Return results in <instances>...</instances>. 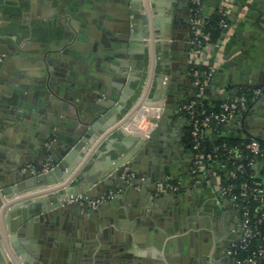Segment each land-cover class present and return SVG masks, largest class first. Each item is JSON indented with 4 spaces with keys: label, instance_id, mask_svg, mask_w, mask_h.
Here are the masks:
<instances>
[{
    "label": "crops",
    "instance_id": "0c3cea01",
    "mask_svg": "<svg viewBox=\"0 0 264 264\" xmlns=\"http://www.w3.org/2000/svg\"><path fill=\"white\" fill-rule=\"evenodd\" d=\"M128 6L129 0H0V186L15 181L19 168L46 163L44 141L53 126L67 136L71 125L92 118L114 94L129 69L121 36ZM217 9L225 11L228 26L217 44L200 49L202 66L215 68L205 96L211 104L244 84L264 85V0H205V14ZM184 13L176 36L188 38ZM173 62L170 111L138 155V184L127 189L120 175L95 185L86 196H118L89 214L67 204L72 208L58 219L52 237H42L52 264H235L227 250L240 232V214L220 185L195 180L182 109L195 96L187 50ZM257 90L262 98L242 126L225 125V133L264 135V86ZM214 132L206 137L214 139ZM263 167L259 163L257 171ZM169 179L177 180L179 190L160 188ZM259 216L264 220V207ZM2 256L0 251V264H6Z\"/></svg>",
    "mask_w": 264,
    "mask_h": 264
},
{
    "label": "water",
    "instance_id": "95a60500",
    "mask_svg": "<svg viewBox=\"0 0 264 264\" xmlns=\"http://www.w3.org/2000/svg\"><path fill=\"white\" fill-rule=\"evenodd\" d=\"M183 4L192 31L189 0H129L121 32L129 69L121 74L114 94L96 107L92 118L71 125L67 136L52 127L44 141L51 170L39 174L19 168L20 176L15 181L0 186V251L6 264H52L43 247L58 228V219L72 208L65 201L86 195L102 181L116 180L126 163L137 171L138 155L157 137L159 125L150 137L128 132L126 127L144 107L160 106L161 115L170 111L166 97L174 58L184 49L191 50V36H176L184 27L181 18L185 13L180 10ZM244 85L254 90L264 86ZM262 95L259 92L254 102ZM249 137L264 142V135L254 133ZM123 183L131 189L138 181ZM154 189L158 185L150 188ZM82 211L89 214V209ZM43 236L47 238L43 240Z\"/></svg>",
    "mask_w": 264,
    "mask_h": 264
},
{
    "label": "built area",
    "instance_id": "2783aa9c",
    "mask_svg": "<svg viewBox=\"0 0 264 264\" xmlns=\"http://www.w3.org/2000/svg\"><path fill=\"white\" fill-rule=\"evenodd\" d=\"M190 2L194 14L192 18V50L190 64L195 96L189 98L183 105L182 109L186 113L190 125V144L193 152V171L196 176L195 180L198 184L220 185L223 195L229 198L234 208L240 214L241 234L238 238L232 240L227 250L228 255L234 259L235 264H264V245H258L255 248H251L252 241L260 234L258 224H261L264 221L259 215L254 214L251 205L253 201H260L262 202V207H264V185L258 181L253 184L250 182L239 184L236 181L238 177L237 172L244 173L247 171L243 164H239L236 167V170L226 169V174L230 178V181L224 184L222 175L218 173V168H221L219 161H217L211 153H204L202 150V144L206 139L207 132L211 129L214 130L216 128L215 126H242L243 119L249 111L250 105L247 103L246 96L237 95L236 93L223 98L222 102L219 104L218 110H209L205 105V96L215 72V68L208 67L202 69L200 67L202 64L200 59L201 48L199 46L202 44V28L209 19V15L204 12L205 0H190ZM221 11L222 14L226 16L225 11L223 9ZM221 26L226 29L228 26L227 21L222 20ZM209 36L210 33H207L206 37L209 38ZM254 92L255 100L259 91L257 90ZM160 118L161 114L158 116L148 115L146 117V124L151 128V131L143 135L150 137L158 127ZM135 123L136 120L134 121L133 119L130 125ZM128 127H126L128 132L139 133L135 128L129 130ZM250 149L255 157H262L264 159L263 141L253 139L250 144ZM259 163H254V161L250 162L256 171ZM223 168L225 169L226 167ZM51 169V157H48L46 163L42 167L36 168L35 166L27 165L22 167L21 171L27 172L30 170L32 173L41 174L46 173ZM121 177L128 183H131L135 179L130 164L126 163L122 166ZM249 177L254 178V174L251 173ZM172 180L173 179H169L166 183H162L160 188L164 190H179L180 185L172 183ZM114 198V192H108L95 197L80 194L68 198L65 203L69 205H77L82 210H96L103 203Z\"/></svg>",
    "mask_w": 264,
    "mask_h": 264
},
{
    "label": "trees",
    "instance_id": "16d2710c",
    "mask_svg": "<svg viewBox=\"0 0 264 264\" xmlns=\"http://www.w3.org/2000/svg\"><path fill=\"white\" fill-rule=\"evenodd\" d=\"M222 20L227 21V17L222 14L220 9H217L209 15V19L202 28V44L199 46L200 48L204 47L208 42H219L224 32V27L221 26ZM207 33H210L209 38L206 37ZM200 67L202 69L206 68L202 65ZM254 93V90L249 88L240 89L236 92L237 95L246 96L248 105H251L254 102ZM221 102L222 100L215 104H211L205 100V105L209 110H218ZM215 127L214 133L216 134V137L214 139L206 137L202 144V150L204 153H211L213 157L219 161L221 168H218V173L222 175L223 183L225 184L230 181V178L226 174V169L236 170V167L239 164H243L247 171L244 173L237 172L238 177L236 181L239 184L243 182H250L253 184L258 181L264 185V167L261 170L256 171L254 166L250 164L251 161H254V163L264 162L262 157H255L250 149V144L255 138L244 136L240 132L227 134L224 132L222 125ZM223 167L226 168L224 169ZM251 173L254 174V178L249 177ZM172 183L178 184L176 179L172 180ZM251 206L256 215H259L263 208L262 202L260 201H253ZM258 228L260 234L252 241L251 248H255L258 245H264V221L261 224H258Z\"/></svg>",
    "mask_w": 264,
    "mask_h": 264
},
{
    "label": "rangeland",
    "instance_id": "374dc122",
    "mask_svg": "<svg viewBox=\"0 0 264 264\" xmlns=\"http://www.w3.org/2000/svg\"><path fill=\"white\" fill-rule=\"evenodd\" d=\"M144 112V114L141 115V117L137 118L136 119V123L135 124H131L128 128L133 130V128H135L139 133L141 134H144V132H146L147 128L145 129V127H141V122L143 121V117L147 116L149 111H152V112H156L157 110L153 111L152 109H155V107H151L150 109L148 108H142ZM135 130V131H136Z\"/></svg>",
    "mask_w": 264,
    "mask_h": 264
},
{
    "label": "flooded vegetation",
    "instance_id": "af4514ba",
    "mask_svg": "<svg viewBox=\"0 0 264 264\" xmlns=\"http://www.w3.org/2000/svg\"><path fill=\"white\" fill-rule=\"evenodd\" d=\"M190 1V0H189ZM191 13L193 14V10H192V4H191ZM191 24H192V19H191ZM188 36H191V39H190V42H189V44H190V46H191V50H192V44H191V40H192V31H189V33H188ZM191 50L190 51H187V54H188V60H189V70H190V81H191V83H192V76H191V64H190V56H191ZM240 223H241V221H240ZM240 232L238 233V237L240 236ZM237 237V238H238Z\"/></svg>",
    "mask_w": 264,
    "mask_h": 264
},
{
    "label": "bare ground",
    "instance_id": "6f19581e",
    "mask_svg": "<svg viewBox=\"0 0 264 264\" xmlns=\"http://www.w3.org/2000/svg\"><path fill=\"white\" fill-rule=\"evenodd\" d=\"M151 107H153V106H151ZM156 107V106H155ZM156 116H158L159 114H160V110H161V107L160 106H158L157 108H156ZM147 128V130H146V132H144V134H147V133H149L151 130V128L149 127V126H147V127H145V129Z\"/></svg>",
    "mask_w": 264,
    "mask_h": 264
}]
</instances>
